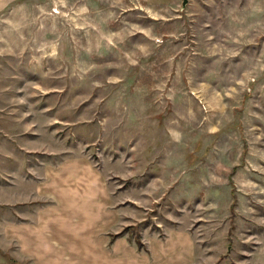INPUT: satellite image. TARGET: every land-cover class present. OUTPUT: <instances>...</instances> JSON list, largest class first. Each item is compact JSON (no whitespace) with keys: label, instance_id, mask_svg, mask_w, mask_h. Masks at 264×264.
Returning <instances> with one entry per match:
<instances>
[{"label":"rangeland","instance_id":"1","mask_svg":"<svg viewBox=\"0 0 264 264\" xmlns=\"http://www.w3.org/2000/svg\"><path fill=\"white\" fill-rule=\"evenodd\" d=\"M184 1L0 0V264L62 177L41 264H264V0Z\"/></svg>","mask_w":264,"mask_h":264},{"label":"crops","instance_id":"2","mask_svg":"<svg viewBox=\"0 0 264 264\" xmlns=\"http://www.w3.org/2000/svg\"><path fill=\"white\" fill-rule=\"evenodd\" d=\"M73 168L76 167V173L79 178H83L81 173L82 166L85 167L82 162L76 161L73 162ZM88 164V163H87ZM88 166V165H87ZM90 166V164H89ZM65 169V168H64ZM64 169L55 168L51 170L52 172H55V174H60ZM53 174V173H52ZM65 178L62 177L61 180H50V178L42 179V191H39L37 186L36 192H34L37 196V200L40 199H54L56 198V206L51 208L46 207H32L31 209H27L23 215H24V224L19 225V240L23 242V247L26 251H24V256L26 257H32L29 260L30 264H41L45 260L49 259L51 262H56L57 259L54 260L52 258L54 255L51 253V247H68L72 248L75 244L74 242L77 241L76 245L80 247L89 246V230L87 232L79 231L81 232L79 235L78 233L76 235L73 234V229L69 226V222H71L72 214H77L79 221H83L84 214L82 210L76 209L72 210L70 209L67 204L64 202L66 200V183ZM103 182V181H102ZM56 188L59 190L60 195H57L56 197L52 194H48V191ZM82 188V182L78 180L76 189ZM47 192H46V191ZM82 191V190H81ZM54 197V198H53ZM69 208V209H68ZM57 212V213H56ZM57 214V215H56ZM48 227L46 228V225ZM52 224H55L54 228L52 227ZM53 245V246H52ZM36 248H42L43 251H38ZM72 262V258H71ZM52 264V263H51Z\"/></svg>","mask_w":264,"mask_h":264},{"label":"trees","instance_id":"3","mask_svg":"<svg viewBox=\"0 0 264 264\" xmlns=\"http://www.w3.org/2000/svg\"><path fill=\"white\" fill-rule=\"evenodd\" d=\"M234 197V199L236 198V196L234 195L233 196ZM235 201H236V199H235ZM234 206H235V203L233 204ZM116 236H121V233H118V234H114V235H112V240L116 237ZM137 242H139V245H142V243H141V241H140V239H138V241Z\"/></svg>","mask_w":264,"mask_h":264},{"label":"water","instance_id":"4","mask_svg":"<svg viewBox=\"0 0 264 264\" xmlns=\"http://www.w3.org/2000/svg\"><path fill=\"white\" fill-rule=\"evenodd\" d=\"M187 3H188V0H185L184 3H183V8L186 7Z\"/></svg>","mask_w":264,"mask_h":264}]
</instances>
